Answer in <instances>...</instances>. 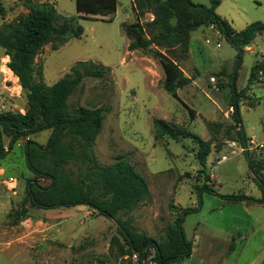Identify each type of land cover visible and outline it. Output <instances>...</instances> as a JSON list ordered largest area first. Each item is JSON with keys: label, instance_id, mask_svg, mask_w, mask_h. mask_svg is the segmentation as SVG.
Here are the masks:
<instances>
[{"label": "rangeland", "instance_id": "obj_1", "mask_svg": "<svg viewBox=\"0 0 264 264\" xmlns=\"http://www.w3.org/2000/svg\"><path fill=\"white\" fill-rule=\"evenodd\" d=\"M33 1L51 2L65 17L78 16L76 0ZM192 2L208 4L207 0ZM117 4L112 21L96 16L79 19L84 29L82 37L69 40L57 51L51 45L46 46L36 64L43 67V81L48 86L64 78L80 61L109 68L103 79L83 81L69 99L70 108H106L102 132L94 146L97 161L101 166H109L124 156L148 181L151 199L133 211L120 213L116 219L100 215L86 205L39 209L28 199V189L31 186L36 190L37 187L46 189L52 181L30 170L29 149L35 155L32 166L43 169L49 164L54 130L22 136L12 147L10 139L4 137L8 156L0 162V264H91L99 259L116 262L121 252L112 246V239L118 238L124 244L119 223L128 224L157 243H164L169 240L170 228L174 227L182 209L195 210L186 216L183 228L187 240L192 245V240L196 241L198 252L181 264L264 263V208L252 210L250 218L258 222L244 233L246 238H236L234 250H230L231 241L225 242L223 230L231 224V212L221 211L220 202L228 195L253 198L259 186L245 153L227 141L229 123H221L222 128L210 131L211 134L206 127L207 122L228 121L225 114L235 99L233 77H237V62L240 61V76L248 75L250 68L256 66V52L260 48L264 51V35L257 41L259 48L253 46L255 51L251 52L253 48L248 45L240 55L216 25L207 24L189 33L186 52L181 46L163 48V53L192 79L189 85L178 90L179 97L196 113L192 119L182 104L163 89L162 66L150 51H128L130 39L123 25L140 22L150 38L146 23L154 20L153 13L139 15L134 0H117ZM218 8L217 13L228 15L233 22L229 24L235 29L264 22V0H226ZM0 9V26L27 13L24 0H0ZM186 14L195 20L203 19L198 12ZM6 57L0 47V113L25 114V92L18 78L6 69L10 61ZM212 78L216 81L212 82ZM249 91L248 86L239 95L246 103L253 99ZM257 95L259 104L255 109L247 110L246 106L241 109L248 135L254 133L253 128L256 133L260 131L259 120L264 117V94L259 91ZM156 118L185 125L190 132L213 142V146L221 144L222 149L217 151L214 147L206 167H202L195 160L197 146L192 140L181 144L168 138L155 141L153 120ZM224 155L228 160L218 162ZM252 155L264 158V152ZM66 168L78 178V165ZM203 170L215 176L213 186L211 182L208 184L216 194L200 192L198 187L206 183ZM11 177L17 181L13 191L4 183ZM211 224L220 228H211ZM211 235L216 239L210 242Z\"/></svg>", "mask_w": 264, "mask_h": 264}, {"label": "trees", "instance_id": "obj_2", "mask_svg": "<svg viewBox=\"0 0 264 264\" xmlns=\"http://www.w3.org/2000/svg\"><path fill=\"white\" fill-rule=\"evenodd\" d=\"M210 2V6H205L197 5L192 0H134L139 15L143 16L148 12L154 15V20L146 23L150 38L147 37L145 26L140 22L123 25V30L130 39L128 51H150L162 66L165 75L163 89L182 104L192 119L195 117V111L178 95V90L189 85L192 79L186 77L179 65L163 53V48L181 46L186 52L189 33L207 24L216 25L240 55L258 35L264 34V22H254L241 32H236L216 13L221 0ZM117 5V0H76L78 16L69 18L61 15L51 2L24 0L27 13L20 15L14 22H4L0 26V47L4 50L6 58H10L6 69L18 78L25 98L28 99L25 114L11 111L0 113V162L8 156L4 137L10 139L12 147L22 136L54 130L48 153L49 164L43 169L36 170L32 166L35 155H32V149H29L33 156H29L30 170L52 181L49 188L37 187L36 190L31 186L28 189V199L39 209L54 210L86 205L100 215L116 219L120 213L133 211L140 203L151 199L148 181L134 165L124 159V156H119L118 160L109 166H101L97 161L94 146L102 132L106 108H70L69 99L83 81L86 78L103 79L109 68L92 61H80L64 78L48 86L43 81V67L36 64L37 57L46 46L51 45L53 50L57 51L69 40L82 37L84 29L79 19L102 16L112 21L117 13ZM187 11L198 12L203 19H192L186 14ZM239 62L235 72L238 71ZM261 66H255L252 79L258 77L257 73L263 69ZM233 79L235 80V77ZM231 107L234 108V114L232 124L226 132L231 140L246 146L249 139L239 126L241 117L237 99H234ZM206 126L209 131L214 132L213 130H220L223 125L207 122ZM235 129H238L237 136L232 134ZM153 131L155 141L168 138L181 144L184 140H192L197 146L195 160L202 167H206L214 147L217 151L222 149L221 144L213 146V142L203 140L199 135L187 130L185 125L172 124L156 118L153 120ZM39 152L41 153L40 150ZM245 155L263 192V198L256 200L245 195H228L224 199L264 206V158L249 153ZM70 165H78L77 179L67 170L66 167ZM201 173L206 178V183L198 187L200 192L216 194L208 184L211 178L206 170ZM193 211L195 210L182 209L174 227L170 228L169 240L164 243H157L154 239L137 233L128 224L119 223L124 244L118 238H113L111 244L119 248L121 256L133 251L148 253L154 249L158 264H181L183 259L192 254V244L186 238L183 224L186 216ZM234 249L235 243L232 242L230 250ZM98 261L104 262L105 259Z\"/></svg>", "mask_w": 264, "mask_h": 264}, {"label": "crops", "instance_id": "obj_3", "mask_svg": "<svg viewBox=\"0 0 264 264\" xmlns=\"http://www.w3.org/2000/svg\"><path fill=\"white\" fill-rule=\"evenodd\" d=\"M207 1H208V4L206 3L204 5L205 6H210L211 5L210 0H207ZM225 1L226 0H221V3L219 5L220 8H221V5H223V3ZM218 9L219 8L216 9V13L218 12ZM117 10H118V6H117ZM218 15L221 16L228 23H230V24L233 25V22L232 21L230 22L228 15H225V14H218ZM96 17H100L102 19L103 18L104 19H107L106 17H102V16H96ZM258 22H261V21H258ZM231 27L236 32H241L247 26L244 27V28H241V29H235L233 26H231ZM262 35H264V34H262ZM262 35H258L256 37V39L249 45V47H252L253 48V51H251V52H254L255 51V48L254 47H258V46H256L257 45V41H258L259 37H261ZM258 53H263L264 54V51L260 48L259 51L256 52V54H257V60L255 61L256 62V65L261 66L260 64L257 63L258 60H259ZM252 70H253V66L250 68V72H249L248 75L246 74V75L240 76V71L241 70L239 71V68H238V71L236 72V76L237 77H235V80H234V84L235 85H234L233 95H234L235 99L238 100V104H239L240 117H241V122H240L239 126L241 127L242 131H244L246 137L248 139H250V138L253 137V138L257 139L258 141H264V117H261L260 120H259L260 131L256 133L255 132L256 130L253 128L252 130H254V133L251 134V135H248L247 132H246V130H245V127H244V120H243V116H242V113H241V109H242L243 106H246L247 110H251V109H255V107L259 104L257 92L260 91V92H262L264 94V84H261V83L259 84V82H258L259 79L258 78H257L258 80L257 79H251V77H252V74H251ZM255 81H257V83ZM250 82H251V85H250ZM248 86L250 88V91H249L250 92V96L253 99H251L249 101V103H246L244 100H241L239 98V95ZM228 111H229V109H228ZM228 111L225 114L228 121L227 122H224L222 120L220 123H229V126H230L232 124L233 115H229ZM210 123H213V122H210ZM208 132H209V134H211L210 131H209V129H208ZM237 132H238V129H235L232 132V134L235 135V136H237ZM227 141H228V143L234 142L230 138H228ZM236 143L239 144L238 142H236ZM222 157L219 159L218 162H223V161H227L228 160L227 155H224ZM210 178H211V181H210L211 182V185L213 186L214 181H215V176L214 175H211ZM258 190L259 191L257 192V194L253 197L256 200H260L262 198V196H263V194L261 193V191H260L259 188H258ZM245 196L250 197L248 195H245ZM261 207L264 208V206H262V205H259V204H256V203H247V202H243V201L242 202H230V201L224 200L223 202H220L219 209L221 211H224V210L227 209L229 212H231L230 218H229V219H231V220H229V221H231V224H229L228 226H226L225 229L223 230L224 231L225 242L227 243V242H230L231 241V242H234L235 243L236 238H241V237L246 238L245 235H244V233L247 232V231L249 232L251 229H253L254 226L256 225V223L258 222V219H254L253 220V219L250 218L251 215H252L251 212H252V210L260 209ZM210 226H211V228H213V227L220 228L216 224H211ZM186 238H187V236H186ZM215 239L216 238L213 235H211L210 238H209V241L211 242V241H214ZM192 243H193V245H192V255H191L190 258H192V256H193L194 253L198 252L196 241H193L192 240ZM213 245H214V243H212V244L209 245L211 251H212ZM230 246H231V244H230ZM261 264H263V262Z\"/></svg>", "mask_w": 264, "mask_h": 264}, {"label": "built area", "instance_id": "obj_4", "mask_svg": "<svg viewBox=\"0 0 264 264\" xmlns=\"http://www.w3.org/2000/svg\"><path fill=\"white\" fill-rule=\"evenodd\" d=\"M219 32H220V30H219ZM258 56H259V60L257 63L263 66V69H261L258 72V76H259L258 79L260 81L264 82V54L258 53ZM211 80H212V82L216 81L215 78H212ZM228 113H229V115H233L234 114V108L230 107ZM229 144L232 147H236L238 149V151L241 153H249V154L257 153L260 155L261 153L264 152V141H258L257 139H255L253 137L248 140V143L246 146H241V145L237 144L235 141L231 142ZM4 183H5V186L9 190L13 191L16 188L17 181L13 177H11L8 180H6ZM155 259H156V251L154 249H152L150 252H148V253L145 252L143 254L133 251V253H128V254L121 256L119 258V260L116 262L94 261L91 264H158V262Z\"/></svg>", "mask_w": 264, "mask_h": 264}, {"label": "water", "instance_id": "obj_5", "mask_svg": "<svg viewBox=\"0 0 264 264\" xmlns=\"http://www.w3.org/2000/svg\"><path fill=\"white\" fill-rule=\"evenodd\" d=\"M25 100H26V102H28V99H25ZM190 257H191V256H187L186 259H190ZM186 259H183V260L181 261V263L184 262Z\"/></svg>", "mask_w": 264, "mask_h": 264}]
</instances>
